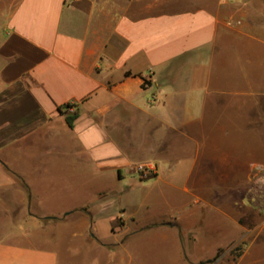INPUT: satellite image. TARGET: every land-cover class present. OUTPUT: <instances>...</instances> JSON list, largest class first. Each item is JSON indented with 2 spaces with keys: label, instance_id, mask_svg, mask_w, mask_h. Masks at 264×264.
<instances>
[{
  "label": "crops",
  "instance_id": "0c3cea01",
  "mask_svg": "<svg viewBox=\"0 0 264 264\" xmlns=\"http://www.w3.org/2000/svg\"><path fill=\"white\" fill-rule=\"evenodd\" d=\"M178 154L191 159L193 204L233 232L207 258L177 243L171 262L208 264L250 238L234 264H264V201L243 193H254L243 178L264 160V0H0L1 188L28 191L47 216L86 212L85 240H101L104 220L117 239L148 226L109 198L129 193L133 173L159 180ZM138 164L153 176L141 180ZM55 184L95 201L51 213L45 186ZM123 241L105 250L109 261ZM0 264L61 261L44 240L2 239Z\"/></svg>",
  "mask_w": 264,
  "mask_h": 264
},
{
  "label": "rangeland",
  "instance_id": "374dc122",
  "mask_svg": "<svg viewBox=\"0 0 264 264\" xmlns=\"http://www.w3.org/2000/svg\"><path fill=\"white\" fill-rule=\"evenodd\" d=\"M190 162V158L178 154L171 160L169 172L159 176V180L139 181L134 173L125 178L124 183L129 193L109 200L127 202L131 207L134 206L137 217L142 220L139 224L148 228L130 236L125 233L127 236L124 235V241V236L112 238L108 220L97 222L101 240L91 237L85 240L77 233L86 225L80 217L90 221L86 212H73V217L68 218L64 214L47 216L33 205V201H28V191L18 194L9 186L0 187V240L37 245L43 244L44 240L45 244L56 249L61 264H174L171 258L175 254L177 243H180L177 247L189 258L210 257L217 247L228 244L233 227L216 210L208 208L200 213L201 210L193 204L185 191L191 186ZM135 168L136 166L134 170ZM152 176L153 174H139L141 180ZM3 179L0 173V181ZM243 183L254 188V193H243L254 194L255 197L251 199L255 204L257 200L264 201V160L243 178ZM93 193L73 188L65 190L58 184L47 185L45 210L58 213L85 201L92 204L95 201ZM116 204H112L111 213L117 209ZM192 209L198 210L193 218H189L187 214ZM112 217H118V213L112 214ZM120 223L118 224L121 225ZM245 223L249 222L242 220V224ZM248 225L251 227L250 223ZM122 241L119 254L114 261H109L105 250L117 251L116 247ZM249 241L250 238L243 239L241 243L232 244L224 251L220 250L208 264H234L247 249Z\"/></svg>",
  "mask_w": 264,
  "mask_h": 264
},
{
  "label": "built area",
  "instance_id": "2783aa9c",
  "mask_svg": "<svg viewBox=\"0 0 264 264\" xmlns=\"http://www.w3.org/2000/svg\"><path fill=\"white\" fill-rule=\"evenodd\" d=\"M135 170L138 174L142 173V174L148 175V174H154L155 167L151 166L149 164H138V165H136ZM257 171H258V169H257Z\"/></svg>",
  "mask_w": 264,
  "mask_h": 264
},
{
  "label": "trees",
  "instance_id": "16d2710c",
  "mask_svg": "<svg viewBox=\"0 0 264 264\" xmlns=\"http://www.w3.org/2000/svg\"><path fill=\"white\" fill-rule=\"evenodd\" d=\"M73 120H74V116H72V117H68V118L66 119L67 124H68L69 126H72V122H73Z\"/></svg>",
  "mask_w": 264,
  "mask_h": 264
}]
</instances>
